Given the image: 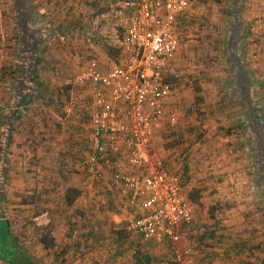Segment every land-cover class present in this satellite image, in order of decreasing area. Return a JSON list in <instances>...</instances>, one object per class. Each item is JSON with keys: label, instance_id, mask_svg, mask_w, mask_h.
Returning a JSON list of instances; mask_svg holds the SVG:
<instances>
[{"label": "crops", "instance_id": "0c3cea01", "mask_svg": "<svg viewBox=\"0 0 264 264\" xmlns=\"http://www.w3.org/2000/svg\"><path fill=\"white\" fill-rule=\"evenodd\" d=\"M105 1L108 0H3L12 6L13 19L32 21L31 29L37 32L38 44L30 51L33 60L37 57L40 63L39 85L43 88L47 84V89H43L48 91L35 92L30 96L13 94L9 85L6 88L9 92H3L4 97H0V264H10L9 259L16 261L22 257L31 259L34 264H179L176 252L184 249L190 250V264H264L263 102H259L262 108L257 106L255 110L257 145L254 147L256 152L252 151L249 159L244 128H251L247 124V105L244 106L245 125L239 127L240 136L243 132L239 147L236 144L228 147L222 142L211 148L209 125H203V142L197 141L195 129L199 125L195 117L202 105L191 84L195 77L183 75L187 63L181 59V46L173 65L176 75L165 77L172 95L163 105L175 121L173 125L168 120L161 122L152 140L150 159H160L179 177L183 194L194 207L192 223L178 230L168 252L163 247L159 248V253L152 251L150 246L159 244L142 240L128 231L126 221L133 212H139L140 207L137 202L126 204L120 185L114 182L112 163L121 161L126 175L139 178H143L144 169L132 168L128 164L122 135L114 144L103 139L109 163L95 166L100 176L87 170L84 162L93 151L90 90L87 86L78 87L82 91L70 92L66 104L53 103L52 100L57 98V93L52 92L53 87L55 91L56 79L45 72L44 65L49 69L60 67L55 57L58 50L64 53L61 66L70 70L75 67L73 73L91 60H96L104 72L119 62L122 37L135 15V7L126 2L135 0H109L110 10L104 15L102 7ZM242 3L241 18L255 20L258 24L254 28L255 33L264 36V0H243ZM97 7L99 10H96ZM184 13L176 15L177 26V18ZM77 16L80 22L74 25L75 30L85 36V41L84 45L80 43L74 47L69 44V37H76L72 21ZM237 19L240 18L236 17L233 21V34L239 30L243 36L242 23ZM119 26H123L120 39L116 37ZM91 29L94 35L85 34ZM26 31H18L16 36L20 35L22 43L29 45L30 37ZM5 32L8 36L7 27ZM61 35L65 36V41L59 44L63 46L55 47L54 37L60 38ZM73 52L77 54L71 56ZM80 59H86L82 66H78ZM256 60L257 68L264 66V59ZM187 72L193 74L194 71ZM72 85L75 87L73 82ZM28 98H31L29 104L20 107ZM38 101L46 102H43L46 107L48 105L45 111L51 112L54 120H62L63 126L58 133H54L55 129L51 130L50 127L54 126L44 127L46 139L56 138L47 145H41L40 137L45 135L39 133V121H43L44 113L41 107L37 108ZM18 114L19 120L14 125L11 139H8L9 122ZM240 118L239 114L241 123ZM30 134L37 135V139L27 141ZM50 145V151L44 153L41 147ZM235 148L240 151L233 153ZM41 157H51L53 164L64 166L69 184L61 183L60 188L59 182L54 187L44 185L39 172L34 173V165L36 167L44 162ZM28 161L31 163L30 170L26 167ZM41 190H47L48 194L46 200L44 195L37 196L45 202L41 205L32 200L29 202L23 196L36 195ZM106 195L112 200L110 210L101 208L105 201L101 204L98 201V197ZM104 229H108L107 233L101 237ZM73 231L77 235L68 238ZM175 242L176 246L173 245ZM29 244L32 245L31 250L27 248ZM137 244L140 246L137 247ZM52 245L66 247L55 252L51 251Z\"/></svg>", "mask_w": 264, "mask_h": 264}, {"label": "built area", "instance_id": "2783aa9c", "mask_svg": "<svg viewBox=\"0 0 264 264\" xmlns=\"http://www.w3.org/2000/svg\"><path fill=\"white\" fill-rule=\"evenodd\" d=\"M135 7L121 40L119 62L102 71L91 60L73 79L87 86L92 99L93 151L84 162L88 171L100 176L95 166L108 164L103 139L117 142L123 136L128 164L143 168L144 176L124 173L121 161L113 164L114 182L126 204L139 205L127 219V229L142 240L170 245L177 232L193 221L194 207L185 198L179 177L160 159H150L151 144L161 122L174 124L163 103L172 95L165 77L175 76L173 66L180 48L177 14L184 13L190 0H135ZM190 250L176 252L180 264H190Z\"/></svg>", "mask_w": 264, "mask_h": 264}, {"label": "rangeland", "instance_id": "374dc122", "mask_svg": "<svg viewBox=\"0 0 264 264\" xmlns=\"http://www.w3.org/2000/svg\"><path fill=\"white\" fill-rule=\"evenodd\" d=\"M242 2L243 0H237V3L235 4V0H190V6L188 10L183 15H180L179 18H177V33L179 34L181 46L180 56L182 61H185L187 63L184 67L185 70L183 71V75H188V78L192 77L191 75L195 77L196 80L191 81V84L192 88L196 91V93H198V97H200V102L202 105L197 109L195 117L196 122L199 125L198 129H195V137L197 138V141L203 142V137L205 134L203 125H209V127L211 128V142H209L211 148L213 146H216V143L219 145L222 144V142H224L225 146L228 147L235 146V144L236 147H239V140L243 137V132L242 136H240L241 134L239 131L241 129H239V127H241L240 125H242V127L245 125L246 115L244 114V106L247 105L249 109V112H247L249 113L247 117V124H250L252 128H250L249 130L244 127L245 140L247 141V156L249 159L252 151L253 153L256 152V148L254 147L255 145H257L256 137L254 135L256 126L255 110L257 106L259 108H262L261 105H259V102H263L262 104L264 106V66L260 68L256 67V64L258 63L256 59H264V36H258L259 34L255 33L254 28H257L258 26L255 20L245 17V19L241 18V10L243 9ZM109 5V0L103 3L102 11L104 12V15L109 13ZM96 10H99V8L97 7ZM4 12L7 14H4ZM12 13V6L3 2V0H0V97H4L3 92H9L6 89L9 85L11 90L13 87L12 80L10 78L12 74L10 73L16 65L15 49L17 43V28L16 21L15 19H13ZM235 17L240 18L237 19V21L240 20L242 23L241 25L243 26V39L235 44L237 46V50L233 55L231 54V48L234 45L232 39L234 30L233 21ZM78 18L79 16H77V19L72 21V31L77 29L74 25L77 22H80V18ZM58 20L59 19H57V21ZM61 23L63 24L64 21H62ZM125 24L123 25L124 27ZM60 25L61 24H59V26ZM123 26H119L117 27V29L114 27L116 29V37L118 39L122 37ZM6 27L8 29V36H6L5 32ZM74 33L76 37L72 39L71 33V36L69 37V42L71 43L69 44L71 46L78 47L80 43L83 44V42L85 41V36H82L80 31L75 30ZM87 33H89V36H92L95 32L93 29H91L88 30L85 34ZM54 40L55 47L57 45L62 47L63 45L59 44L65 41V36L61 35L60 38L54 37ZM114 51L116 52V47L114 48ZM228 52L229 54H231V57L230 55H228ZM76 54L77 53L73 52L71 56H74ZM63 56V51H56V61L60 65L58 69H49L46 65H44L45 72L49 73V76L55 77L56 79L55 91L54 87L53 91L52 89L50 90L57 93V96H55L57 98H54V100H57L59 102L58 105L61 106L62 104H66V102H69L70 92L76 93L79 90L82 91V89H78L77 86H75V88L72 85V82L74 76H76L84 67L83 66L81 70L78 69L79 71L77 70L73 73V69L75 67L70 70L67 66H61L62 59H64ZM235 57H239V60H237V58L235 60ZM85 60L86 59L78 60V66H82L81 64L85 62ZM187 70H193L194 72L193 74H191L187 72ZM257 70L259 71V73ZM242 80L243 84L244 82H246L244 85H241ZM69 81L71 82V84L69 83ZM237 82L239 83L238 86L240 87V91L246 95L245 99H243L244 95L241 97L235 91L236 86H234V84H236ZM43 88L47 89V84H44ZM43 102L45 101L37 102V108L41 107L42 112L44 113L43 121H39L41 122V125L39 126V133L40 135H45L44 137H40L42 143L41 145H47L50 142L53 143L54 141H56V138L50 139V137H48V139H46V129L44 127L48 125L54 126V128L50 127L51 130L55 129L54 133H58L63 125L62 120H54L52 113L45 111L46 109H48V105L46 107ZM250 110L252 113L250 112ZM234 114L238 115L236 116ZM239 114L241 116V123L238 119ZM47 122L50 123L47 124ZM37 137V135L33 136L30 134V136H27L26 140L31 141L33 139H37ZM41 149L44 153H47L48 151H50L51 145L46 148L42 146ZM81 150L82 149H80L79 152ZM215 150L217 151V149ZM235 151L237 152L240 150L235 148L233 150V153H235ZM227 154H229V152H227ZM42 160L44 161L43 163L41 162V164L37 165L36 167L34 165V173L36 174L39 172V176L41 177V181L44 185H46L47 187H54L55 183L59 182L58 188H60L61 183L69 184L67 181L68 179L66 178L67 169L64 170V166H61L59 163L53 164L51 157L47 159L45 157H41V161ZM48 161L50 162L48 163L49 166L48 164H44ZM27 166V170H30L31 163H29V161L26 163V167ZM27 173L31 172L27 171ZM40 173H42V175ZM63 174L64 176H62ZM40 194L41 196L44 195L43 198L45 200L47 199V190L38 191L36 195L24 194L23 196L27 197L26 199L29 202H31L32 200L41 205L45 202H43L44 200L42 198L37 197H40ZM98 199L100 204L102 201H105V203L101 205V208H110L109 204L112 203L110 197H107L106 195L105 197H98ZM106 209L104 210L106 211ZM37 211L38 210H36L35 213ZM97 213L99 214V212ZM30 216L31 215H29V218ZM29 223H31L30 220ZM97 223L99 227V221ZM106 224L107 223H104V225ZM77 229L79 228L77 227ZM107 230L108 229H104L103 232H101V237H103L107 233ZM73 232L75 233V231ZM74 233H72V235L68 238L77 235L76 233L74 235ZM93 233L95 232L93 231ZM104 240L106 239L104 238ZM173 245L176 246L177 242H175ZM139 246L140 244H137V247ZM152 246H150L151 250H155L158 253L159 251H161V247L166 249L165 252L169 251V245L163 246L162 244H160L155 246L154 244V246ZM65 247H59L56 245L50 246L51 251L55 252H60L61 248ZM27 248L31 250L32 245L29 244ZM137 249L135 248L134 250L138 251Z\"/></svg>", "mask_w": 264, "mask_h": 264}, {"label": "trees", "instance_id": "16d2710c", "mask_svg": "<svg viewBox=\"0 0 264 264\" xmlns=\"http://www.w3.org/2000/svg\"><path fill=\"white\" fill-rule=\"evenodd\" d=\"M236 3H237V0H235V4ZM235 4H234V6H235ZM233 11H235V10H233ZM235 18H234V20H235ZM15 21H16L17 34H19L18 31H21L23 29H27V31L25 33L29 34L30 44L28 45L24 41H23L24 43H22V40H20L21 39L20 35H19V37L17 36L18 38H17V43H16V49H15L16 65H15V68L10 73V74H12V76H10V78L12 80V86H13L12 92H13V94H16V93L28 94V96H30L31 94H34L35 92L46 93L48 90L42 89V86L39 85V81H38V77H39L38 66L40 64L39 60L37 57H35V59L33 60V53L31 54V51H30V48H32V47L35 48V45L38 44L37 32H36V30L31 29L32 28V25H31L32 21L31 20L26 21L24 19L23 20H21V19L16 20L15 19ZM28 27H29V30H28ZM236 31H237V33L233 34V39H232V42L234 43V45L231 48V50H232L231 54H233V55H234V52H236V50H237V46L235 44H237V42H240V40L243 39V36L240 34V31L239 30H236ZM231 54H229V52H228V55H230V57H231ZM236 58H237V60H239V57H235V60H236ZM245 83L246 82H244V84ZM244 84H243V80H242L241 85H244ZM238 85H239L238 82L236 84H234V86H236L235 91L241 97L244 95L243 99H245L246 95L240 91V87ZM26 97L27 96H25V98ZM241 97H240V99H241ZM30 101H31V98L30 99L28 98V100H25L24 104H22L20 107L27 106ZM52 102L55 104H59V102L57 100H54V99L52 100ZM19 117H20V114L16 115L15 118L12 119L11 123L9 122V127H11V129H10V132L8 131V139H11L12 130L14 128L16 121L19 120ZM6 135L7 134H5L4 137ZM0 140L2 141L1 136H0ZM68 202L70 203L71 201H68ZM176 261H177V259H176ZM8 262L10 264H34L31 261V259H28L26 257L25 258L22 257L16 261H14L13 259H9Z\"/></svg>", "mask_w": 264, "mask_h": 264}]
</instances>
